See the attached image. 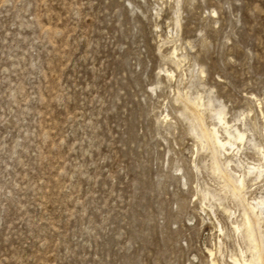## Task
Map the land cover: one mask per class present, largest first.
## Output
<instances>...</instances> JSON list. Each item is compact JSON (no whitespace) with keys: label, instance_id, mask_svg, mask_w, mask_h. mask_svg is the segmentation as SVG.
I'll use <instances>...</instances> for the list:
<instances>
[{"label":"rangeland","instance_id":"1","mask_svg":"<svg viewBox=\"0 0 264 264\" xmlns=\"http://www.w3.org/2000/svg\"><path fill=\"white\" fill-rule=\"evenodd\" d=\"M261 200L264 0H0V264H243Z\"/></svg>","mask_w":264,"mask_h":264},{"label":"bare ground","instance_id":"2","mask_svg":"<svg viewBox=\"0 0 264 264\" xmlns=\"http://www.w3.org/2000/svg\"><path fill=\"white\" fill-rule=\"evenodd\" d=\"M220 122L222 124H224V126H228V124L224 121V118L223 119L220 118ZM226 133L229 134V138H230V140L227 142L222 141L218 137L217 132L212 134L213 135L212 138H213L215 144L217 146L223 148V149H225L227 146H234V143H235L234 140L236 139V137H237L238 141H240V142L244 141L245 136L243 134L238 133V136H235V135H232V133H230L228 131ZM232 140L234 143H232ZM228 182H230V184L233 183L231 178L228 179ZM233 187L236 189V186H233ZM237 188H239L240 190L244 189V180L241 181L239 186L237 185ZM244 211H245L244 217H245V226L247 229V235H248L249 241L254 245V253H253L254 255H253L252 261L244 260L243 264H264V250L262 248V243H261V241H260V239L256 233V230H255L256 226L259 224L260 219L264 218V200H261L255 206H252L250 204H247V206L245 205ZM236 230L240 231V228L236 227ZM235 264H241V263L238 260H235Z\"/></svg>","mask_w":264,"mask_h":264}]
</instances>
